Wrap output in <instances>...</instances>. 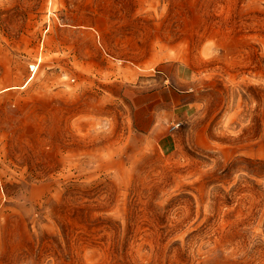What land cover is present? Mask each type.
I'll list each match as a JSON object with an SVG mask.
<instances>
[{
  "label": "rangeland",
  "instance_id": "1",
  "mask_svg": "<svg viewBox=\"0 0 264 264\" xmlns=\"http://www.w3.org/2000/svg\"><path fill=\"white\" fill-rule=\"evenodd\" d=\"M263 163L264 0H0V264H264Z\"/></svg>",
  "mask_w": 264,
  "mask_h": 264
},
{
  "label": "crops",
  "instance_id": "2",
  "mask_svg": "<svg viewBox=\"0 0 264 264\" xmlns=\"http://www.w3.org/2000/svg\"><path fill=\"white\" fill-rule=\"evenodd\" d=\"M173 105L174 108L172 111V115L170 117L171 120L175 119V120H180V118L188 115L190 113V111L192 110V105L190 104H182L180 102H177L175 100H172L171 98V103ZM167 116V115H165ZM165 118V117H164Z\"/></svg>",
  "mask_w": 264,
  "mask_h": 264
},
{
  "label": "bare ground",
  "instance_id": "3",
  "mask_svg": "<svg viewBox=\"0 0 264 264\" xmlns=\"http://www.w3.org/2000/svg\"><path fill=\"white\" fill-rule=\"evenodd\" d=\"M32 69H35V67H32Z\"/></svg>",
  "mask_w": 264,
  "mask_h": 264
},
{
  "label": "built area",
  "instance_id": "4",
  "mask_svg": "<svg viewBox=\"0 0 264 264\" xmlns=\"http://www.w3.org/2000/svg\"><path fill=\"white\" fill-rule=\"evenodd\" d=\"M175 128H177V126H175Z\"/></svg>",
  "mask_w": 264,
  "mask_h": 264
},
{
  "label": "trees",
  "instance_id": "5",
  "mask_svg": "<svg viewBox=\"0 0 264 264\" xmlns=\"http://www.w3.org/2000/svg\"><path fill=\"white\" fill-rule=\"evenodd\" d=\"M264 164V163H263Z\"/></svg>",
  "mask_w": 264,
  "mask_h": 264
}]
</instances>
